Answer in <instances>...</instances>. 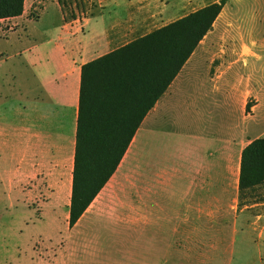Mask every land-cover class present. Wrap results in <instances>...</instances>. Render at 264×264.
Instances as JSON below:
<instances>
[{"label": "crops", "instance_id": "1", "mask_svg": "<svg viewBox=\"0 0 264 264\" xmlns=\"http://www.w3.org/2000/svg\"><path fill=\"white\" fill-rule=\"evenodd\" d=\"M197 1L96 0L78 29L65 23L53 40L25 46L18 42L22 23L0 26L12 48L0 61H17L0 75V184L38 204V226L48 231L38 234L32 264H240L230 246L243 207L251 206L240 198L239 176L242 151L255 138L216 130L233 93L211 74L203 40L145 115L113 176L69 224L82 65L195 11ZM13 91L10 110L4 104ZM9 110L13 121L3 114ZM169 125L178 131L176 150L161 153L155 166L137 152L138 136L143 126L167 136L160 129ZM130 152L146 161L143 184L136 174L128 179L131 203H94ZM258 217L242 218L263 238Z\"/></svg>", "mask_w": 264, "mask_h": 264}, {"label": "rangeland", "instance_id": "2", "mask_svg": "<svg viewBox=\"0 0 264 264\" xmlns=\"http://www.w3.org/2000/svg\"><path fill=\"white\" fill-rule=\"evenodd\" d=\"M95 1L25 0L22 16L2 20L0 26L8 29L18 22L22 23L24 26L18 30L21 41L18 42L23 46L32 41L49 42L65 23L78 29L79 20L95 7ZM209 1L198 0L194 7H201ZM0 36H5L1 30ZM202 46L206 47L205 56L211 57V74L221 75L217 84L230 82L233 93L230 107L219 110L216 115V130L225 135L243 137L246 133L248 140L264 136V0H227L214 28L204 37ZM6 50H12L9 41L0 39V53ZM16 62L0 61V75ZM202 69L208 71V64H203ZM25 74L21 73L18 80L26 79ZM14 103L13 91L4 105H9L11 110ZM10 110L3 111V114H6V120L13 121L14 113ZM165 128L160 132L166 130L167 136L164 132L150 134L144 126L138 136L137 152L147 153L155 166L160 164L161 153L176 150L179 139L178 131L171 125ZM145 166L142 155L126 154L112 185L108 184L94 203H121V207L126 208V203H131L130 198H133L129 193L128 179L133 181L134 177L130 174H136L142 185L144 177L138 173L142 174ZM244 199L251 206L239 207H243L244 212L238 220V233L232 237L231 257L233 261L241 257L240 264H264V237L259 236L260 227L247 229L242 218L247 217L252 222L260 216L264 221V187L253 195L246 194ZM174 208L170 206L169 210ZM38 210L36 202L27 201L21 193L10 191L0 184V264H32L38 234L48 231L46 227L38 226Z\"/></svg>", "mask_w": 264, "mask_h": 264}, {"label": "trees", "instance_id": "3", "mask_svg": "<svg viewBox=\"0 0 264 264\" xmlns=\"http://www.w3.org/2000/svg\"><path fill=\"white\" fill-rule=\"evenodd\" d=\"M227 0H218L82 65L69 224L73 226L117 170L145 115L164 94ZM25 0H0V19ZM264 187V136L242 151L240 198Z\"/></svg>", "mask_w": 264, "mask_h": 264}]
</instances>
